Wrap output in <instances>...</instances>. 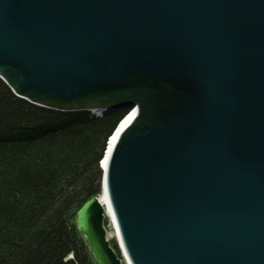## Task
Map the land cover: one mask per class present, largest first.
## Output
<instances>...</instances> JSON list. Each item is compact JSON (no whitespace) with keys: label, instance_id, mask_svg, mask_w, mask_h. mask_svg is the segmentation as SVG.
I'll return each mask as SVG.
<instances>
[{"label":"water","instance_id":"obj_1","mask_svg":"<svg viewBox=\"0 0 264 264\" xmlns=\"http://www.w3.org/2000/svg\"><path fill=\"white\" fill-rule=\"evenodd\" d=\"M0 78L134 112L75 212L93 264H264V0H0Z\"/></svg>","mask_w":264,"mask_h":264},{"label":"trees","instance_id":"obj_2","mask_svg":"<svg viewBox=\"0 0 264 264\" xmlns=\"http://www.w3.org/2000/svg\"><path fill=\"white\" fill-rule=\"evenodd\" d=\"M126 112L40 106L0 78V264H93L74 216L100 193V161Z\"/></svg>","mask_w":264,"mask_h":264},{"label":"bare ground","instance_id":"obj_3","mask_svg":"<svg viewBox=\"0 0 264 264\" xmlns=\"http://www.w3.org/2000/svg\"><path fill=\"white\" fill-rule=\"evenodd\" d=\"M134 115V112L131 111L127 114L126 117H124V119L121 121V123L119 124V126L117 127L116 131L110 136L108 142H107V152L105 154V157L103 159V168H105L106 162H107V158L108 155L112 149V147L114 146V143L120 133V131L130 122V120L132 119Z\"/></svg>","mask_w":264,"mask_h":264},{"label":"rangeland","instance_id":"obj_4","mask_svg":"<svg viewBox=\"0 0 264 264\" xmlns=\"http://www.w3.org/2000/svg\"><path fill=\"white\" fill-rule=\"evenodd\" d=\"M110 240H112V242H116V240L113 237H109Z\"/></svg>","mask_w":264,"mask_h":264}]
</instances>
